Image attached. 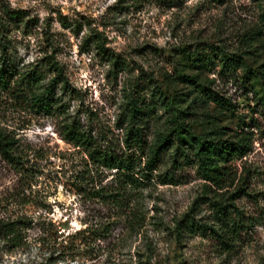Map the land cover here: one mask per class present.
Returning a JSON list of instances; mask_svg holds the SVG:
<instances>
[{
    "label": "rangeland",
    "instance_id": "rangeland-1",
    "mask_svg": "<svg viewBox=\"0 0 264 264\" xmlns=\"http://www.w3.org/2000/svg\"><path fill=\"white\" fill-rule=\"evenodd\" d=\"M3 58L0 264H264V0H0Z\"/></svg>",
    "mask_w": 264,
    "mask_h": 264
},
{
    "label": "trees",
    "instance_id": "trees-1",
    "mask_svg": "<svg viewBox=\"0 0 264 264\" xmlns=\"http://www.w3.org/2000/svg\"><path fill=\"white\" fill-rule=\"evenodd\" d=\"M229 60L230 59L227 57V55H225V64L228 63ZM13 75H15V69L13 68V66H11L10 62H6L3 58L0 62V87H8L9 78H11V76ZM20 77L31 86H35L38 82L35 74L30 71L20 74ZM140 131V127L138 126H134L129 129V132L127 133V136L125 138V142L128 143L129 148L135 147L141 149V147L143 146V140ZM65 138L73 140L75 141V143L82 140L81 135L72 130H67ZM165 142L166 139L164 138L161 144H158L155 148L151 150V155L149 156V159L146 162L148 170L154 169L155 161L159 156V150L163 149V145ZM204 146L206 145L200 143V147L197 150V154L204 153V157L198 159V173L201 176L200 178L207 181H211L217 186H220V184H223V182H225L230 176L229 171L225 168L218 167V165L215 163V159L213 158V155L215 153H213L212 147ZM222 152L225 153V149ZM97 161L100 162L101 165H104L108 168L116 169V171L121 172L129 180L126 182V184H132L131 177H129L131 175V172L134 170L133 158L131 157V155H127L126 158H115L111 155H107L106 153H100L97 156ZM224 209V207L219 206V212Z\"/></svg>",
    "mask_w": 264,
    "mask_h": 264
}]
</instances>
